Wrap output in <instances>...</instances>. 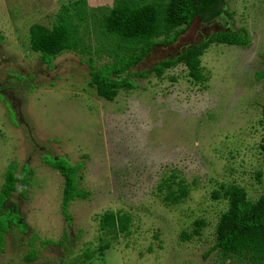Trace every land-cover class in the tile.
<instances>
[{"label":"rangeland","instance_id":"1","mask_svg":"<svg viewBox=\"0 0 264 264\" xmlns=\"http://www.w3.org/2000/svg\"><path fill=\"white\" fill-rule=\"evenodd\" d=\"M71 1L0 0V186L9 165L15 176L30 170L0 206L17 216L2 232L0 264H248L210 250L227 206L210 192L222 184L242 187L252 201L264 193V0H222L214 18L194 17L128 69L133 86L112 100L89 80L114 61V40L89 20L76 51L44 63L29 48L28 26L50 27ZM84 1L86 8L113 2ZM219 30H244L249 41L210 43L200 55L204 80L188 78L180 63L159 77L151 71ZM140 71L146 75L131 74ZM59 157L79 165L84 192L66 204L63 177L46 162ZM170 175L187 187L174 204L157 188ZM110 210L129 215L127 232L99 227ZM199 218L205 225L193 234Z\"/></svg>","mask_w":264,"mask_h":264},{"label":"trees","instance_id":"2","mask_svg":"<svg viewBox=\"0 0 264 264\" xmlns=\"http://www.w3.org/2000/svg\"><path fill=\"white\" fill-rule=\"evenodd\" d=\"M222 0H113L109 7L86 8L84 0H73L61 5L50 27L39 23L28 26L29 48L39 54L44 63L64 50L76 51L79 47L80 29L87 20L100 33L114 41L112 51L115 59L100 69L91 72L89 84L94 86L96 94L106 100H112L117 90L128 89L133 86L128 78V69L139 62L156 44L165 45L173 42L184 32L194 17L203 21L210 20L220 13ZM248 37L242 32L219 30L211 33L205 40L184 47L178 54L158 60L151 66V71L157 77L175 64H182L185 73L193 81L205 79L200 67V55L210 43L244 46ZM80 50V49H79ZM78 50V51H79ZM146 75L145 71L136 73ZM171 80L173 76H169ZM262 122L264 123V105L261 107ZM264 150V143L261 144ZM49 165L56 168L63 177L62 203L83 196L84 192L77 189L76 171L78 164H68L65 159L48 158ZM14 165H9L0 186V206L13 189L15 181H25L23 174L30 171L22 170L18 176L14 175ZM259 172L257 176H259ZM170 175L167 183L158 184V190L165 188L163 200L169 204L177 203L187 194V187L182 179L174 181ZM176 184L173 189V184ZM210 197L225 198L227 206L216 221L215 239L211 249L217 250L222 257H236L248 264H264V193L254 201L246 198L242 187L236 185H222L210 192ZM16 213L0 212V242L2 232L8 222L15 223ZM129 215L118 211H106L101 215L99 227L103 231L127 232ZM205 225L201 218L194 220L193 234ZM183 238L190 234L181 233ZM104 241L99 245L100 251L107 247ZM30 252L26 259L32 258ZM87 256V253H85Z\"/></svg>","mask_w":264,"mask_h":264}]
</instances>
